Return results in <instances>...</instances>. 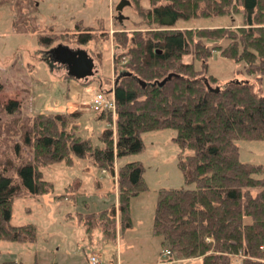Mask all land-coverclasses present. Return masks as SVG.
Here are the masks:
<instances>
[{
  "label": "trees",
  "instance_id": "1",
  "mask_svg": "<svg viewBox=\"0 0 264 264\" xmlns=\"http://www.w3.org/2000/svg\"><path fill=\"white\" fill-rule=\"evenodd\" d=\"M147 1L148 8L138 0L136 6L146 30L114 33V45L121 48L114 56L119 75L112 88L115 134L105 129L104 143L95 145L76 133L72 113L37 112L19 126L29 153L18 145L11 152L10 147L0 152V238L35 239L34 224H14L10 219L15 196L52 189L42 166L60 160L70 164L77 155L114 174L116 156L143 149L142 132L172 128L183 149L179 168L186 185L195 187L157 189L152 232L159 237L162 252L170 249V258L199 257L201 264H232L235 254L243 256L242 264H264V164L243 161L237 143L241 138L264 139V0ZM238 2L242 8L235 10L242 11L243 26H175L179 18L231 14ZM13 21L15 30H30L26 15ZM90 38L88 30L77 35L79 43ZM217 39L229 41L223 45ZM49 41L47 35H39L40 43ZM214 49L245 61L247 72L260 79V88L249 80L213 85L220 80L209 72L208 58ZM190 53L202 61L201 67L185 60ZM205 78L220 88L211 89ZM18 107V100L10 99L4 108L15 112ZM99 114L112 122L108 110ZM187 148L193 151L185 153ZM116 170L117 200L113 197L101 209L79 214L85 231L99 227L106 241L116 240L117 223L121 228L131 224L130 198L148 189L140 160L126 161ZM2 264L26 263L8 259Z\"/></svg>",
  "mask_w": 264,
  "mask_h": 264
},
{
  "label": "rangeland",
  "instance_id": "2",
  "mask_svg": "<svg viewBox=\"0 0 264 264\" xmlns=\"http://www.w3.org/2000/svg\"><path fill=\"white\" fill-rule=\"evenodd\" d=\"M129 1L118 12L119 0H0V152L7 147L11 152L18 145L24 154L29 153L19 126L25 123L27 116L37 112L72 113L78 123L76 133L90 138L95 145L104 143L105 129L111 128L115 134L116 109L109 111L110 122L93 109L91 99L97 90L111 95L117 80L114 56L121 48L114 45V33L148 28L137 14V0ZM138 1L145 8L151 6L147 0ZM236 7L242 8L241 3L234 6L231 14L179 18L175 26L179 29L237 28L244 25V18ZM24 15L30 30L19 32L13 20L21 21ZM82 30L91 33L85 43L77 41ZM40 34L50 37V41L40 43ZM206 41L214 44L213 39ZM228 41L217 39L218 44L223 45ZM58 44L85 49L93 58V73L81 79L70 76L65 63L53 60L47 53ZM185 60H194L198 67L202 65L200 59L194 58V53L186 54ZM208 64L209 72L220 79L213 85H225L231 80H249L256 88L262 85L259 78L247 72L245 61L225 56L221 49L213 50ZM10 99L19 102L15 112L4 108ZM175 135L172 128L142 132L143 149L116 156L114 174L98 167L88 157L77 155H73L70 164L60 160L42 166L43 177L52 182V189L15 196L10 219L14 224H34L35 239L0 238V264L8 259L26 264H201L200 258L173 255L170 258L163 254L160 239L152 232L157 189L161 186L195 187L194 183L186 185L179 168V154L183 149L174 139ZM237 143L243 161L264 164V139L241 138ZM129 160L142 162L148 184V189L130 198L131 224L121 228L117 223L115 241L104 240L99 227L87 233L79 214L101 209L113 197L117 200L116 169ZM90 255L96 256L97 263L90 261ZM242 257L233 255L232 264H242Z\"/></svg>",
  "mask_w": 264,
  "mask_h": 264
},
{
  "label": "water",
  "instance_id": "3",
  "mask_svg": "<svg viewBox=\"0 0 264 264\" xmlns=\"http://www.w3.org/2000/svg\"><path fill=\"white\" fill-rule=\"evenodd\" d=\"M130 3L129 0H119L116 5L118 12L122 9L125 4ZM121 19V14L119 15ZM51 58L53 60H59L65 63L67 72L70 76L81 79L91 75L94 71V61L89 53L82 48H72L63 44H58L51 49H49ZM171 76V73L164 77L159 83H163L168 77ZM119 77V75H118ZM117 77V78H118ZM211 89H219L220 86L213 87L208 78H205Z\"/></svg>",
  "mask_w": 264,
  "mask_h": 264
},
{
  "label": "built area",
  "instance_id": "4",
  "mask_svg": "<svg viewBox=\"0 0 264 264\" xmlns=\"http://www.w3.org/2000/svg\"><path fill=\"white\" fill-rule=\"evenodd\" d=\"M92 107L97 111L108 110L114 111L116 108L113 92L109 95L108 91H99L97 90L94 96L92 97ZM164 254H170L171 250L168 248L164 249ZM89 259L92 263H97V258L95 255H90Z\"/></svg>",
  "mask_w": 264,
  "mask_h": 264
},
{
  "label": "crops",
  "instance_id": "5",
  "mask_svg": "<svg viewBox=\"0 0 264 264\" xmlns=\"http://www.w3.org/2000/svg\"><path fill=\"white\" fill-rule=\"evenodd\" d=\"M162 252V251H161ZM163 253V252H162ZM164 254V253H163ZM189 258H199V257H189Z\"/></svg>",
  "mask_w": 264,
  "mask_h": 264
},
{
  "label": "flooded vegetation",
  "instance_id": "6",
  "mask_svg": "<svg viewBox=\"0 0 264 264\" xmlns=\"http://www.w3.org/2000/svg\"><path fill=\"white\" fill-rule=\"evenodd\" d=\"M51 49V48H50ZM47 53H49L50 54V51H48ZM51 55V54H50Z\"/></svg>",
  "mask_w": 264,
  "mask_h": 264
}]
</instances>
